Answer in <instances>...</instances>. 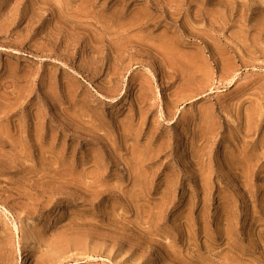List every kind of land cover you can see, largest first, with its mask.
Returning a JSON list of instances; mask_svg holds the SVG:
<instances>
[{"label": "rangeland", "instance_id": "rangeland-1", "mask_svg": "<svg viewBox=\"0 0 264 264\" xmlns=\"http://www.w3.org/2000/svg\"><path fill=\"white\" fill-rule=\"evenodd\" d=\"M0 264H264V0H0Z\"/></svg>", "mask_w": 264, "mask_h": 264}]
</instances>
